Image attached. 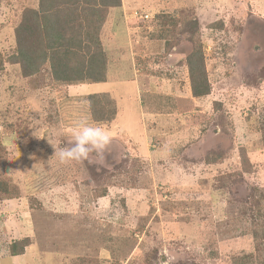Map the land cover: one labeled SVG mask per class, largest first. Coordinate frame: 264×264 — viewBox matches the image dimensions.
I'll return each mask as SVG.
<instances>
[{"label":"rangeland","instance_id":"obj_1","mask_svg":"<svg viewBox=\"0 0 264 264\" xmlns=\"http://www.w3.org/2000/svg\"><path fill=\"white\" fill-rule=\"evenodd\" d=\"M38 6L0 0V264L264 263V0H122L100 33L107 81L86 84L8 62ZM198 45L211 83L200 98L187 62ZM81 89L106 93L114 120L95 121ZM80 120L117 138L102 159L61 163Z\"/></svg>","mask_w":264,"mask_h":264},{"label":"trees","instance_id":"obj_2","mask_svg":"<svg viewBox=\"0 0 264 264\" xmlns=\"http://www.w3.org/2000/svg\"><path fill=\"white\" fill-rule=\"evenodd\" d=\"M121 6L122 0H39L38 8H26L23 12L15 34L17 50L9 56L8 62L19 64L24 77L36 75L49 64L54 79L59 83L106 82L108 56L100 33L110 10ZM157 19L167 31L177 28V19L170 14L156 15ZM160 37L165 39L163 34ZM166 43L171 47L174 42L166 40ZM187 62L192 95L196 98L207 96L211 92V83L202 46L194 48ZM87 99L95 121L114 120L117 109L106 93H92ZM247 160L244 155V166L248 165ZM0 193L9 194V186L3 180H0ZM106 193L104 191L101 196ZM253 231L256 236L260 232L263 234L259 236H264V229L258 224L254 225ZM30 244V237L12 242L11 256L24 255ZM263 244L260 246L262 250Z\"/></svg>","mask_w":264,"mask_h":264},{"label":"clouds","instance_id":"obj_3","mask_svg":"<svg viewBox=\"0 0 264 264\" xmlns=\"http://www.w3.org/2000/svg\"><path fill=\"white\" fill-rule=\"evenodd\" d=\"M71 136L73 139L69 141L70 146L60 148L58 152L61 163L87 159L91 152H95L102 159L105 149L113 139L105 127L91 124L86 120L76 122L71 130ZM53 147L56 149L55 145ZM173 259L171 256L168 257L169 264Z\"/></svg>","mask_w":264,"mask_h":264},{"label":"crops","instance_id":"obj_4","mask_svg":"<svg viewBox=\"0 0 264 264\" xmlns=\"http://www.w3.org/2000/svg\"><path fill=\"white\" fill-rule=\"evenodd\" d=\"M86 84V83H85ZM82 85V84H81ZM82 90V93H84V94H86V96H88L89 95V92H91V91H86V90H83V89H81ZM95 93H102V92H95ZM92 94V93H91ZM118 107H117V114H118ZM116 114V115H117ZM105 127V126H104ZM107 130H112V129H110V128H107V127H105ZM113 130H115V129H113ZM112 132V131H111ZM113 132H115V131H113ZM127 133V132H126ZM117 137L115 136H113V139L112 140H115Z\"/></svg>","mask_w":264,"mask_h":264}]
</instances>
